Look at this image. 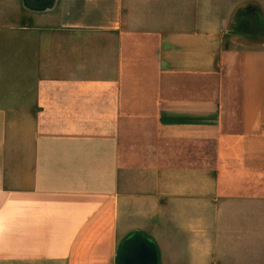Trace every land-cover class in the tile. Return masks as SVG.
Returning <instances> with one entry per match:
<instances>
[{"label": "crops", "instance_id": "0c3cea01", "mask_svg": "<svg viewBox=\"0 0 264 264\" xmlns=\"http://www.w3.org/2000/svg\"><path fill=\"white\" fill-rule=\"evenodd\" d=\"M138 261L264 264V0H0V264Z\"/></svg>", "mask_w": 264, "mask_h": 264}, {"label": "rangeland", "instance_id": "374dc122", "mask_svg": "<svg viewBox=\"0 0 264 264\" xmlns=\"http://www.w3.org/2000/svg\"><path fill=\"white\" fill-rule=\"evenodd\" d=\"M250 40H257V39H250ZM146 234L148 235V237L150 238H153L152 236H150L148 232H146ZM149 238V239H150ZM155 239V238H154ZM175 248V247H174ZM164 251L161 250V247L160 245H156V250H157V253H167L169 252L168 251V247L167 248H163ZM140 252V251H139ZM116 264H175V263H172V262H169V263H166V262H162V261H158V262H144V261H138V262H133V263H128V262H123V263H116Z\"/></svg>", "mask_w": 264, "mask_h": 264}, {"label": "flooded vegetation", "instance_id": "af4514ba", "mask_svg": "<svg viewBox=\"0 0 264 264\" xmlns=\"http://www.w3.org/2000/svg\"><path fill=\"white\" fill-rule=\"evenodd\" d=\"M139 254L141 253V251L140 252H138Z\"/></svg>", "mask_w": 264, "mask_h": 264}]
</instances>
